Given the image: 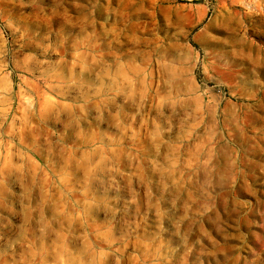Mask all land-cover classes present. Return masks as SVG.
<instances>
[{
    "label": "rangeland",
    "instance_id": "1",
    "mask_svg": "<svg viewBox=\"0 0 264 264\" xmlns=\"http://www.w3.org/2000/svg\"><path fill=\"white\" fill-rule=\"evenodd\" d=\"M0 264H264V0H0Z\"/></svg>",
    "mask_w": 264,
    "mask_h": 264
}]
</instances>
